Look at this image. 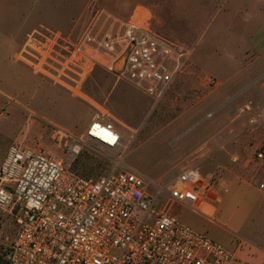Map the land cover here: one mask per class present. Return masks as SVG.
<instances>
[{"label": "rangeland", "instance_id": "374dc122", "mask_svg": "<svg viewBox=\"0 0 264 264\" xmlns=\"http://www.w3.org/2000/svg\"><path fill=\"white\" fill-rule=\"evenodd\" d=\"M218 1L0 0V166L9 146L23 137L26 147L40 143L64 156L51 139L53 129L81 137L96 107L107 109L136 134L122 158L83 137L85 144L73 166L78 173L99 175L111 169L108 162L113 161L114 166L123 163L146 177L168 181L182 167L195 164L213 174L215 188L209 190L208 201L219 206V211L210 221L177 206L178 219L228 248L242 242L238 256L247 264H264V257L255 251L264 243V200L250 196L238 203L231 191L224 193L217 187L220 180L256 179L264 170L256 157L264 146H253L254 139L245 136V132L262 128L264 121L251 126L245 115L233 116L242 104L250 101L256 107L257 102L241 92L236 94L231 80L223 78L235 67L230 54L237 52L238 29L243 31L245 17L243 13L233 17L230 5L219 10ZM136 5L149 10L151 26L158 34L189 51L181 73L159 99L100 67L84 76L50 70L49 77L41 73L40 65L31 68L21 62L36 63L38 52L48 54L43 50L44 39L37 34L25 52V35L33 28L44 34L58 32L71 41L84 31L95 7L126 18ZM228 9L230 19L225 16ZM258 20L251 16L248 28L255 27ZM18 51L20 61L15 57ZM207 76L216 77L218 85L206 84ZM241 100L244 102L238 104ZM230 148L237 153L236 162L227 153ZM211 155L218 162L215 168L204 163ZM261 179L264 183V175ZM15 233L13 217L3 214L0 254Z\"/></svg>", "mask_w": 264, "mask_h": 264}, {"label": "built area", "instance_id": "2783aa9c", "mask_svg": "<svg viewBox=\"0 0 264 264\" xmlns=\"http://www.w3.org/2000/svg\"><path fill=\"white\" fill-rule=\"evenodd\" d=\"M150 21L143 9L121 18L97 6L84 31L71 41L58 32L35 33L44 39L48 54L37 51L40 57L29 65H40L49 77L50 70L84 76L100 67L159 99L189 51L158 34ZM205 82L218 85L212 76ZM236 115H247L251 126L262 123L264 105L246 103ZM135 134L107 109L96 107L83 136L53 129L51 139L64 156L39 144L9 148L0 166V222L6 213L16 224L3 255L7 264H247L237 254L242 242L228 248L174 212L183 205L200 211L210 179L198 168H183L168 181L113 161L108 162L111 169L96 176L74 169L84 138L122 158ZM256 157L264 163L263 151Z\"/></svg>", "mask_w": 264, "mask_h": 264}, {"label": "crops", "instance_id": "0c3cea01", "mask_svg": "<svg viewBox=\"0 0 264 264\" xmlns=\"http://www.w3.org/2000/svg\"><path fill=\"white\" fill-rule=\"evenodd\" d=\"M217 3H219L220 5L218 8L219 10L220 8H222V6L223 7L226 6L225 7L226 9L227 5H230L232 10H234L232 12L233 17L237 18L238 15L242 13H243V16L245 17V19L243 20V25H244L243 31L238 29L240 34L238 38L239 39L238 44L236 45L237 52L230 54V58L233 61H236L235 67H231V69L228 70L225 73V75H223V78L225 80H228V79L231 80V84H232L231 86L234 89L238 90L236 94L241 92L240 94L245 95V97L255 100L257 102L256 107L250 101L246 103H251L255 108H257L258 106L264 105V76L261 78L262 74H264V0H220ZM136 9H143L150 14L149 10L145 6L136 5L130 12L129 16ZM225 16H226V19L228 18L230 19V16L232 17L231 12H229V9L225 13ZM251 16L258 17L259 20L257 21V24L255 27L253 26V27L248 28V25H250L248 22ZM226 23H229V22L227 21ZM38 32L42 33L35 28L31 29V31L26 32L25 49H26V43L28 41L29 36H31L32 34L38 33ZM22 46L24 45L22 44ZM17 54H19V51L15 54V57ZM21 62L28 67L30 66L29 62L27 61H25V63L23 61ZM34 73L35 71H33V74ZM179 74L175 77V79L179 76ZM241 101L242 102H239L238 104H241L244 102V100H241ZM244 104H242L241 106L237 107L234 110V113H233L234 117H240L236 115V110L242 107ZM245 116L247 119L248 118L247 115ZM245 136L254 139L255 144L253 146H256V145L264 146V125L262 126V128L258 130H252V132H245ZM24 140H25V137H23L22 139H20L19 142H16V143H20L23 146H25L23 144ZM13 144H11L9 148ZM39 145L41 144L39 143ZM234 150L235 149H232V148H230L229 151L227 150V153L231 157L232 162L234 161L236 162V160L238 159L237 153ZM204 163L210 164L211 168H215L218 166L217 159L215 158V156H212V155L208 158H205ZM238 163H241V162L239 161ZM257 163L260 165V167L262 166L264 167V163L262 160L257 159ZM235 165H237V163ZM189 166H194L198 168V170L203 175H205L206 177L210 179V184L207 187L205 194L201 197L200 202L198 203V208L200 209V211L192 210L189 206H186V205L179 206V207L188 208L191 211L197 214H200L201 216H203V218L213 221L216 219V216L219 211V206H214L208 201L209 190H212L213 188H215L214 182H213L214 176L211 172H205L201 170V168L195 164H189L187 166L182 167L180 170H182L183 168L189 167ZM177 174L178 173L176 172L174 177ZM261 175H264V170L259 172L258 177L256 179L255 177H252L251 179H247V178L239 179L238 178V179H233L230 182L220 180L217 184V187L223 190L224 193H228L229 191H231L232 196H234L237 199L238 203L244 202L245 199L250 196H254L255 198L260 197V199L264 200V183L263 181H261L262 180ZM223 199H224V195L221 196L219 203L222 202ZM213 231L215 234L217 235L219 234L217 229H213ZM203 233H205L208 236L206 232H203ZM255 251H256L257 256L264 257V243L261 247L256 248Z\"/></svg>", "mask_w": 264, "mask_h": 264}, {"label": "trees", "instance_id": "16d2710c", "mask_svg": "<svg viewBox=\"0 0 264 264\" xmlns=\"http://www.w3.org/2000/svg\"><path fill=\"white\" fill-rule=\"evenodd\" d=\"M4 254H0V264H7V261L3 257Z\"/></svg>", "mask_w": 264, "mask_h": 264}]
</instances>
